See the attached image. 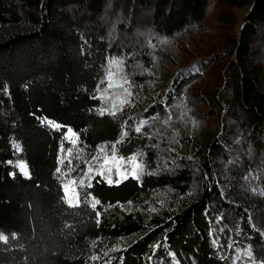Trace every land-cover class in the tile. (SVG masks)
<instances>
[{
	"label": "trees",
	"instance_id": "1",
	"mask_svg": "<svg viewBox=\"0 0 264 264\" xmlns=\"http://www.w3.org/2000/svg\"><path fill=\"white\" fill-rule=\"evenodd\" d=\"M205 30L227 46L195 51ZM114 59L132 96L113 116ZM114 142L138 178L70 206ZM0 234V264H264V0H0Z\"/></svg>",
	"mask_w": 264,
	"mask_h": 264
},
{
	"label": "rangeland",
	"instance_id": "2",
	"mask_svg": "<svg viewBox=\"0 0 264 264\" xmlns=\"http://www.w3.org/2000/svg\"><path fill=\"white\" fill-rule=\"evenodd\" d=\"M215 20H216L215 16L212 18L210 17L208 23L211 25L215 22ZM223 38H224V34L221 31L216 32V30L215 31L205 30L201 33H198L195 37L192 38L193 45L195 48L194 50L205 52V54H208L207 51L209 50L220 48V47H226L227 44L225 43V41H223ZM113 61H121V60L114 59ZM122 68L123 66L120 69H115L117 74L113 76V79H112L114 87L108 90H106V87H104L103 89L99 90L97 93V97L100 99V104H101L100 107L105 112L113 111L114 104L116 105V110L119 109L121 107V100L130 101L131 97H128L126 94H124L121 88L115 87V85L120 83L122 79L125 78V76L122 73ZM130 91L132 92L131 88H130ZM113 145H115L116 151L120 149V146L117 145L115 142L112 145L104 144L102 145V147H100L97 154H95L94 156V158H98V157H104V156L111 157L115 155L117 158H119L117 161H111V160L109 161L108 167L112 168V172L108 173L107 170L105 169L104 175H101L102 178H104L108 182V179L110 177L112 182L111 183L108 182L109 184H119L123 180L127 179L129 176L136 178V176H134L133 173L131 172V168L133 167V165L127 163L129 158L131 157L117 155L115 154L116 151L111 152L110 149L113 148ZM102 149L103 151H101ZM94 158L91 162L88 163L85 173L81 177H79V179L75 180L77 182L76 184H70V181L67 182V184L69 185V192L67 194L65 192L66 202H67V197L71 196L72 188H76L78 192L77 188L78 186H80L79 181L81 179L84 180V185H85L89 183L94 176L99 175L97 173L99 171V165L103 163V159H94ZM137 163H141V162L137 160ZM20 165H25V164L21 162ZM89 166L93 167V171L90 173L88 172ZM117 168L119 169V173L117 172ZM22 171L23 173H25L26 171L28 174L27 166H26V169H22ZM140 171L141 170L139 169L137 170L138 175L140 174ZM149 261L146 264H149V263L154 264L156 260L150 257ZM230 264H253V263L251 261V258L249 257V254L245 250H242L240 253L236 255L235 259L230 262Z\"/></svg>",
	"mask_w": 264,
	"mask_h": 264
},
{
	"label": "snow or ice",
	"instance_id": "3",
	"mask_svg": "<svg viewBox=\"0 0 264 264\" xmlns=\"http://www.w3.org/2000/svg\"><path fill=\"white\" fill-rule=\"evenodd\" d=\"M123 62L122 61H112L110 62V66L108 69V72L106 73L105 76V81H103V83H105L106 85V90L111 89L114 87L112 79L113 76H115L117 74V72L115 71V69H120L122 67ZM115 87L121 88L123 90V93L126 94L128 97H131L132 92L130 91L131 88V81H129L126 77L122 79V81L120 83H118L117 85H115ZM125 103H130L129 100H121V107L120 110H123V104ZM101 114H104L103 111ZM110 115H116V105H113V111H111L109 113ZM48 124H50L51 126L55 127V128H60L59 124H56L53 121H47ZM137 131H140V127H137L136 129ZM69 132H71L72 130L69 129ZM124 135H126V132L123 133ZM74 143V141H73ZM17 148H19V146H17ZM113 148H115V145H113ZM103 151V149L101 150ZM70 152V150H69ZM140 156H142V154H140ZM94 159H103V163L99 165V171L97 174L99 175H104L105 169L107 170L108 173L112 172V168L108 167L109 161H117L119 158H117L115 155L108 157V156H104V157H98V158H94ZM138 157L137 156H133L131 158H129V160L127 161V163L132 164L133 167L131 168V172L133 173L134 176H136V178H138V174H137V170H141L143 168L142 163H137ZM69 164H71V160L68 161ZM20 167L22 169H26L25 165H20ZM72 169H69V171H71ZM59 171V169H58ZM93 171V167L89 166L88 168V172H92ZM117 172L119 173V169L117 168ZM25 175H27V172L25 171L24 173ZM108 182L111 183V178L109 177ZM77 182L75 180L70 181V184H76ZM79 185L80 187L84 186V180L81 179L79 181ZM65 192L66 194L69 192V185L66 184L65 185ZM85 196H87V194H85ZM67 202L69 203L70 206H77L80 202L79 200V193L77 192L76 188H72L71 189V196L67 197ZM100 202L98 200L94 201L92 204V207L95 208V206L97 204H99ZM8 237L4 236L3 234H0V240L3 241H7ZM91 259H98V257H91Z\"/></svg>",
	"mask_w": 264,
	"mask_h": 264
}]
</instances>
